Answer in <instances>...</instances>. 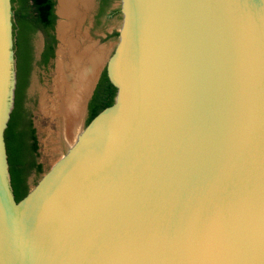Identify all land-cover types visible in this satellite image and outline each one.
<instances>
[{"label": "water", "instance_id": "water-1", "mask_svg": "<svg viewBox=\"0 0 264 264\" xmlns=\"http://www.w3.org/2000/svg\"><path fill=\"white\" fill-rule=\"evenodd\" d=\"M120 12L112 104L16 201L0 0V264H264V0H120Z\"/></svg>", "mask_w": 264, "mask_h": 264}, {"label": "bare ground", "instance_id": "bare-ground-1", "mask_svg": "<svg viewBox=\"0 0 264 264\" xmlns=\"http://www.w3.org/2000/svg\"><path fill=\"white\" fill-rule=\"evenodd\" d=\"M93 3L56 0V72L52 94L42 95L40 107L47 119L48 138L61 149L67 148L80 130L87 98L110 51V46L92 41L83 28Z\"/></svg>", "mask_w": 264, "mask_h": 264}, {"label": "trees", "instance_id": "trees-1", "mask_svg": "<svg viewBox=\"0 0 264 264\" xmlns=\"http://www.w3.org/2000/svg\"><path fill=\"white\" fill-rule=\"evenodd\" d=\"M17 7H11L13 11V49L16 67L15 104L10 113L7 126L4 130V140L9 166L10 182L16 201L20 200L28 192L26 176L31 169L40 170L36 163L34 153L36 140L34 129L30 127L23 113L22 96L23 88L27 85V77L30 74L33 61L31 36L37 29H42L47 36L45 38V50L40 62L46 63L53 56L55 37L49 30L53 29L55 21L54 0H16ZM14 0H11L13 4ZM116 88L108 81L104 72L95 98L99 104L92 109L88 122L103 108L112 104Z\"/></svg>", "mask_w": 264, "mask_h": 264}, {"label": "rangeland", "instance_id": "rangeland-1", "mask_svg": "<svg viewBox=\"0 0 264 264\" xmlns=\"http://www.w3.org/2000/svg\"><path fill=\"white\" fill-rule=\"evenodd\" d=\"M93 5L89 16L83 24L84 30L87 29V34L92 41L98 45L110 46L109 53L113 50L117 39L118 29L121 23L120 0H93ZM11 3V0H10ZM17 1L14 0L11 7H17ZM56 0H54V13ZM12 10V9H11ZM92 17V18H91ZM13 19V11H12ZM58 21V16L55 13V21L52 34L55 37L53 56L46 63L40 62V52L42 50L45 33L42 29H37L31 36L33 61L32 68L29 74L28 86L26 90V107L31 116L32 124L35 132L36 150L34 153L35 161L40 165V170L31 169L26 176L28 189L33 187L41 176L50 168V166L62 155L64 148H58L56 141L51 143L46 131L48 124L46 116L41 112L40 100L42 95H51V86L54 83L56 72V58L59 40L56 37L55 26ZM109 55V54H108ZM108 57V56H107ZM106 62V61H105ZM104 62V64H105ZM104 64L100 68V72L96 77L95 83L91 92L94 90L99 77L104 74ZM15 72V63L13 67ZM91 96L89 94L87 102ZM86 114H84V117Z\"/></svg>", "mask_w": 264, "mask_h": 264}, {"label": "flooded vegetation", "instance_id": "flooded-vegetation-1", "mask_svg": "<svg viewBox=\"0 0 264 264\" xmlns=\"http://www.w3.org/2000/svg\"><path fill=\"white\" fill-rule=\"evenodd\" d=\"M51 33H52V31L49 30V34H51ZM46 37L47 36L45 35V38ZM45 38L43 40L42 50L40 52V59H41L42 53L45 50V45H46ZM14 78H15V82H14V87H13V99H12L11 112H12V110L14 108V104H15V90H16V83H17L16 67H15ZM27 80H29V76L27 77ZM100 80H101V76L99 77V80L97 81L96 86H95L94 90L92 91L91 96H90L88 102L86 103V107H85V114H86V116L83 118V125H86L88 123V119H89V116H90V113H91L92 109L95 108L99 104L98 98H95V94H96L97 88L99 87ZM27 86H28V83L23 88V93H22L23 94V96H22V108H23V113L25 114L26 118L28 120H30V127H31V129H34L33 124H32V120H31V116H30V114L28 112V109L26 107V102H25ZM34 134H35V132H34Z\"/></svg>", "mask_w": 264, "mask_h": 264}]
</instances>
